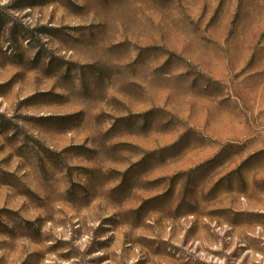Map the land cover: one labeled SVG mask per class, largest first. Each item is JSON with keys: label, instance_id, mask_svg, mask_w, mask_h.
<instances>
[{"label": "rangeland", "instance_id": "374dc122", "mask_svg": "<svg viewBox=\"0 0 264 264\" xmlns=\"http://www.w3.org/2000/svg\"><path fill=\"white\" fill-rule=\"evenodd\" d=\"M0 264H264V0H0Z\"/></svg>", "mask_w": 264, "mask_h": 264}]
</instances>
